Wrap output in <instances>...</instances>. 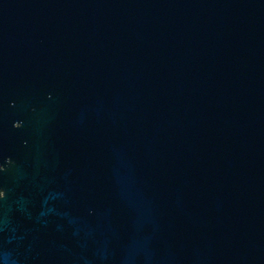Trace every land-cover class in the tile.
Here are the masks:
<instances>
[{"label": "water", "instance_id": "1", "mask_svg": "<svg viewBox=\"0 0 264 264\" xmlns=\"http://www.w3.org/2000/svg\"><path fill=\"white\" fill-rule=\"evenodd\" d=\"M0 264H264V0H0Z\"/></svg>", "mask_w": 264, "mask_h": 264}]
</instances>
